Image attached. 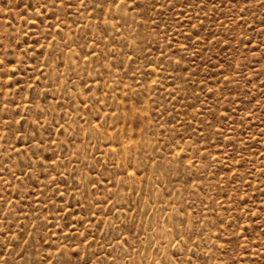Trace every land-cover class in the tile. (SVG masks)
Masks as SVG:
<instances>
[{"label": "rangeland", "instance_id": "374dc122", "mask_svg": "<svg viewBox=\"0 0 264 264\" xmlns=\"http://www.w3.org/2000/svg\"><path fill=\"white\" fill-rule=\"evenodd\" d=\"M0 264H264V0H0Z\"/></svg>", "mask_w": 264, "mask_h": 264}]
</instances>
